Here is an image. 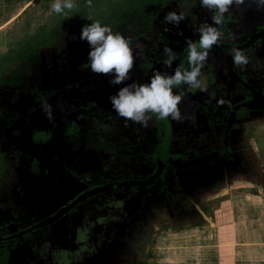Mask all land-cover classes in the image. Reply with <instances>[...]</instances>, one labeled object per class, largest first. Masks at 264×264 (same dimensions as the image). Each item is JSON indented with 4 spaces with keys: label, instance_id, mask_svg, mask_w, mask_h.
I'll list each match as a JSON object with an SVG mask.
<instances>
[{
    "label": "crops",
    "instance_id": "0c3cea01",
    "mask_svg": "<svg viewBox=\"0 0 264 264\" xmlns=\"http://www.w3.org/2000/svg\"><path fill=\"white\" fill-rule=\"evenodd\" d=\"M20 14L13 5L0 8L3 81V75L11 81L16 71ZM39 59L45 76L42 53ZM251 63L249 70L253 72ZM206 64L201 70L205 98L223 104L225 109L232 107L231 111L249 110L239 127L228 134L231 153H221L212 126L201 116V96L195 92L193 98L182 99L178 105L184 119H171L167 160L172 177L168 179L180 189H161L163 180L153 189H118L100 197L84 207L70 232L55 229L36 239L35 248L25 246L26 258L17 264H159L156 258L164 254L162 264H264V113L258 112L264 105V94L253 90L231 96L225 80L229 63L224 64L223 75L217 76L214 63ZM219 66L221 73L223 64ZM20 97V92L9 91L8 104L17 106ZM191 104L196 108L189 110L187 105ZM43 120L46 122L45 116ZM4 135L0 132L1 144ZM19 178L20 171L12 167L0 174L2 215L9 214L11 203L23 216L30 213L36 196L43 195L49 205L51 194L63 193L62 189H12ZM171 195L177 198L171 199ZM167 237L170 247L155 245ZM190 242L194 245L186 250ZM182 250L188 253L186 261L181 259Z\"/></svg>",
    "mask_w": 264,
    "mask_h": 264
},
{
    "label": "flooded vegetation",
    "instance_id": "af4514ba",
    "mask_svg": "<svg viewBox=\"0 0 264 264\" xmlns=\"http://www.w3.org/2000/svg\"><path fill=\"white\" fill-rule=\"evenodd\" d=\"M197 21L199 22L197 27L204 23H211L209 10L200 9V18ZM162 22L164 28L157 30L162 41L157 43V51L153 56L155 58L135 67L134 75L130 73L131 80L124 81L119 87L133 81L146 83L157 70L171 73L177 67L181 69L188 67L185 41L186 38H190L198 42L199 34L197 38L186 17L179 26L166 24L163 20ZM256 22L259 23L255 24ZM219 27L225 37L220 38L218 43L209 50L206 63L210 61L214 63L216 76L223 75L224 64L229 63L231 69L225 72V80L230 95L246 92L251 94L253 90L264 94V50L259 51L260 48H264V8H258L256 0H244L239 7L233 6L228 13H225L224 23ZM79 42L81 43L78 46ZM72 43H75V49ZM65 44L71 45L66 48L67 50L62 51L59 55L60 59L53 58L50 63L52 67L46 69L50 71L49 78L56 85H49L51 83L48 82L46 75H43V66L39 62L41 72L28 79L30 89L20 90L14 87L13 82H20L18 77H13L10 87L6 82L2 83L0 88V132L6 134L3 136L2 144L0 141V174L9 167L20 171V178L15 181L16 185L11 187L12 189H62L63 192L62 194L57 192L51 194L49 205L44 202L43 195L42 198L36 196L37 201L30 213H24L23 216L18 214L15 205L9 201L11 203L9 214L2 215L0 212V264H17L20 258H26L23 250L25 246L31 245L35 248L36 239L49 235L55 229L60 233L70 232L74 221L84 207L93 205L95 200L100 197L104 198L118 189H153L163 180L164 184L161 189H180L177 183L168 179L172 177L169 175L167 160L171 145L172 122L170 118L160 119L156 115H153V118L157 129V139L154 144L151 143L153 145L148 152L141 153L143 139L137 136L124 155L116 150L114 152L109 150L107 160H104L103 155H98L101 159L100 166L92 168L97 173L96 178L82 173L81 169L86 165L83 154L80 155L81 161L85 162L82 168L79 171L70 168L67 158L72 157L73 159V155L68 152L69 142L73 137L80 136L85 120V116L83 118L82 116L86 114V119L88 117L92 119L93 114L101 113L103 110L110 111L108 97L117 91V86L109 84V76L93 73L81 67L86 63L89 47L83 44L79 36L75 38V41L71 39ZM166 45L178 54L171 68L163 63V49ZM232 49L244 51L249 58L248 64L243 67L234 65ZM220 63L223 64L221 73H219ZM250 63L255 67L253 72L249 70ZM248 79L256 82L253 84ZM26 80L27 78H24L23 81ZM1 81L3 79L0 78V83ZM180 87L184 90L183 101L190 97L193 98L195 92L197 97L201 96L199 105L201 116H204L212 126L213 135L221 153H231L228 134L239 127V121L247 117L249 110L242 108L231 111L232 107L225 109L223 104H215L209 98H205L204 91L200 89L187 88L184 85ZM9 91L20 92L21 97L17 106L8 104L7 93ZM70 99L76 103L70 105ZM245 101L244 98L242 102ZM54 102H59L58 105L64 117L59 119L61 122L58 126L56 125L57 127L48 131L47 122H44L43 116L50 121L49 124L52 123ZM238 104L240 103L234 105ZM187 108L192 110L196 107L191 104L187 105ZM258 112L264 113V105L259 107ZM111 113H113V119H110L111 117L106 119L108 126L114 124V110ZM93 141L95 147L100 145L98 139ZM48 146L62 147L64 154L60 157L47 155L44 151ZM59 150L53 148L54 154ZM35 151L38 153L36 154ZM138 154L144 163L147 162L151 166L148 168V173L134 174L130 171L121 179L98 180L103 172L114 169L113 161L117 156L127 163L133 160L132 156L136 157ZM23 157L27 160L26 164L22 163ZM102 161L107 162L102 164ZM60 196L62 199L58 201L57 197ZM170 197L171 199L177 198L175 195Z\"/></svg>",
    "mask_w": 264,
    "mask_h": 264
},
{
    "label": "rangeland",
    "instance_id": "374dc122",
    "mask_svg": "<svg viewBox=\"0 0 264 264\" xmlns=\"http://www.w3.org/2000/svg\"><path fill=\"white\" fill-rule=\"evenodd\" d=\"M16 1L18 2L14 3ZM11 3H14V8H19L21 13L20 33L17 36V43H15L16 50L18 51L16 52V58H14V68L16 71L15 74L12 75V77L20 78V82H13V86L16 88L18 87L20 90L30 89L28 79L34 75H39L41 72L38 65L41 61L39 60L41 53L44 55L43 61L46 70L51 66L50 63L52 59H60L59 55L62 51L67 50L66 48L71 45H66L65 42L71 41V39L75 41V38L79 36L81 27L84 24L99 20L101 24L110 26L114 32L119 31L126 36H131L134 43L142 45V49L134 50V66L131 70V74L134 75L135 67H139L141 63L145 64L155 58L153 56H155L154 54L157 51V43L159 44L162 41L161 35L157 30H160L159 28H164L162 22L163 18L161 16H164L167 12L172 10L183 11L186 19H189V23L195 31L199 23L197 20L200 18V9H202L199 5V0H149L144 4H140V6L137 0H74L75 7L71 11H68L67 15L51 12V0H1L0 8L10 7ZM137 6L139 7L137 8ZM230 8H233V6H230ZM258 23L259 22H256L255 24ZM194 33L198 38V33H196V31ZM222 37L225 36L222 35ZM35 38L39 39V41H37V39L34 40ZM82 42L84 45L88 46L87 42ZM80 43L81 42L77 43V45L79 46ZM74 44L75 43H72L73 49H75ZM40 46H43V48L40 49ZM140 50H142L143 55L136 57L135 52ZM49 72L48 70L46 71V78L48 82L50 81L51 83L49 85H56L54 81L49 78ZM4 77H6V81H1L0 88L3 85L2 83L6 82L7 86L9 85L10 87V80L6 75H3V78ZM24 78H27V80L23 81ZM69 102L71 103L70 105L76 103L74 100ZM58 103L54 102L53 105L54 120H51L52 123L49 124L48 122L50 121L46 120V129L48 131H52L57 127L61 122L59 119L64 117ZM109 107L110 111L103 110L101 113L98 112L97 114H93L94 116L92 119L89 117V119H86V114L82 116V118L85 116V120L81 127L80 136L70 139V146L68 147V152L73 155V159L72 157L67 158V161H69L68 165H70L71 167H69L73 170L79 171L86 162L87 166L85 165V167L81 169L82 173L90 174L96 178L97 176L95 175L97 173H95L92 168L100 166L101 159L98 155H103L102 157L105 158L104 160L108 159L107 153L110 151L114 152L116 150V152L124 155V152L128 150V146L133 144L137 136H141L143 139L141 153L151 150L152 145L156 142L157 129L153 116L148 126L143 127L131 121L125 124V118L119 117L114 111V124L108 126L106 119L110 117V119H113L111 104ZM96 139L100 142V145H97V147L93 144V140ZM151 143L153 144L151 145ZM53 148L61 150L54 154ZM62 149L64 148L48 146L44 152L47 155L60 157L64 154ZM261 149L264 152V147ZM35 152L36 154L38 153V151ZM26 153L28 154V152ZM81 154H83V159L86 160L85 162H83V160L81 161ZM132 158L133 160L124 163L123 159L117 156L113 161L115 164L114 169L109 172H103L101 176H99L100 178L98 177V180H112V178L121 179L124 174L130 171L134 174L139 172L146 174L149 172L148 168L151 166L148 165L149 163L147 164V162L144 163L139 154L136 155V157L132 156ZM22 161L24 164L27 163L25 157H23ZM105 162L102 161V164ZM95 171L97 172L96 169ZM95 180L98 182L97 179ZM201 226L204 227V223ZM162 244L165 249L171 246L168 237L163 242H157L155 245ZM193 245V242L187 243L186 246L189 247H187L186 250L192 248ZM186 250H182L183 256L181 257V259H185V261L188 255ZM162 257H166L165 254L164 256L160 255L159 258H156V262L162 264L160 263V258ZM170 262L176 263L172 260H170ZM152 264H155V262H152ZM164 264H166V262H164Z\"/></svg>",
    "mask_w": 264,
    "mask_h": 264
},
{
    "label": "clouds",
    "instance_id": "9594fccd",
    "mask_svg": "<svg viewBox=\"0 0 264 264\" xmlns=\"http://www.w3.org/2000/svg\"><path fill=\"white\" fill-rule=\"evenodd\" d=\"M244 0H199V5L211 13V23H204L196 27L199 34L198 42L186 38L188 67H177L173 72L154 71L146 83L124 84L131 80V70L134 66V50L142 49V45L134 43L131 36H126L119 31H113L107 24L99 20L84 24L79 33V39L88 44L89 51L86 63L81 67L93 73L109 76V84L117 86V91L108 99L112 109L119 117L147 127L153 115L160 119L170 118L174 121L184 119L178 107L183 99L184 90L187 88L206 91L202 80V68L205 66L209 50L217 44L223 33L220 30L225 20V13L230 11V6L239 7ZM258 8H264V0H256ZM75 7L74 0H51L50 11L67 15ZM67 10V11H66ZM185 20L183 11H169L163 17L166 24L179 26ZM163 63L171 68L178 54L169 46L163 49ZM233 64L245 66L249 62L248 56L240 49L231 50ZM142 50L136 51L135 56H142ZM50 108V106H47ZM50 115V112H49Z\"/></svg>",
    "mask_w": 264,
    "mask_h": 264
},
{
    "label": "trees",
    "instance_id": "16d2710c",
    "mask_svg": "<svg viewBox=\"0 0 264 264\" xmlns=\"http://www.w3.org/2000/svg\"><path fill=\"white\" fill-rule=\"evenodd\" d=\"M146 1H149V0H137V3H139V6H140V4H144ZM150 1H152V0H150ZM139 6H137V8L139 7Z\"/></svg>",
    "mask_w": 264,
    "mask_h": 264
}]
</instances>
